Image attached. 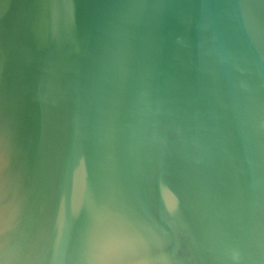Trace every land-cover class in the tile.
I'll return each instance as SVG.
<instances>
[{
    "label": "water",
    "instance_id": "95a60500",
    "mask_svg": "<svg viewBox=\"0 0 264 264\" xmlns=\"http://www.w3.org/2000/svg\"><path fill=\"white\" fill-rule=\"evenodd\" d=\"M0 264H264V0H0Z\"/></svg>",
    "mask_w": 264,
    "mask_h": 264
}]
</instances>
